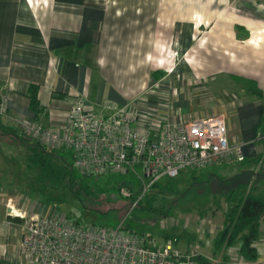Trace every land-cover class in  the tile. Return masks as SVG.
Returning <instances> with one entry per match:
<instances>
[{"label": "crops", "instance_id": "obj_1", "mask_svg": "<svg viewBox=\"0 0 264 264\" xmlns=\"http://www.w3.org/2000/svg\"><path fill=\"white\" fill-rule=\"evenodd\" d=\"M0 91L9 95L0 120L18 131L19 119L54 126L82 97L97 115L121 108L157 109L173 122L223 115L231 143L257 158L264 0H0ZM9 175L0 171V261L7 262L22 221L8 214V200L18 197ZM260 232L258 259L246 264H264V219ZM209 250L217 261L224 249Z\"/></svg>", "mask_w": 264, "mask_h": 264}, {"label": "built area", "instance_id": "obj_2", "mask_svg": "<svg viewBox=\"0 0 264 264\" xmlns=\"http://www.w3.org/2000/svg\"><path fill=\"white\" fill-rule=\"evenodd\" d=\"M8 102V93L0 91V115L7 114ZM19 125L21 133L49 150H72L74 166L86 175L136 172L142 185L134 204L164 176L245 159L244 144L231 143L225 117L217 114L174 122L157 109L140 114L121 108L97 115L77 97L65 118L52 127L24 119ZM121 194L132 196L133 191L125 185ZM7 207L10 216L22 220L25 264H203L197 249L181 248L176 238L157 242L124 222L95 229L58 214H39L25 194L9 199ZM229 254L235 264L247 263L236 249Z\"/></svg>", "mask_w": 264, "mask_h": 264}, {"label": "rangeland", "instance_id": "obj_3", "mask_svg": "<svg viewBox=\"0 0 264 264\" xmlns=\"http://www.w3.org/2000/svg\"><path fill=\"white\" fill-rule=\"evenodd\" d=\"M12 137L4 138L11 148L0 144V171L10 174L9 178L17 185L18 197L25 194L34 205V212L54 218L58 214L95 229L117 227L124 222L126 227L160 243L167 241V235L175 237L181 248L193 247L203 257L216 247L215 239L233 204L232 195L239 196L252 187V183L240 185L245 177L228 173L248 168L256 171L254 193L264 196V144L259 157L253 160H234L203 169L186 168L176 177L164 176L140 203L134 204L140 192L132 198L121 194V188L128 185L132 191L140 189L142 179L136 172L89 176L74 166L73 184L57 187L42 180L37 167L27 159L25 145ZM57 151L73 162L72 150ZM137 171L143 174L140 167ZM223 174L229 177L224 179ZM250 178L248 175L247 179ZM17 229L18 234L10 238V261H5L9 264L26 261L20 248L21 226Z\"/></svg>", "mask_w": 264, "mask_h": 264}, {"label": "trees", "instance_id": "obj_4", "mask_svg": "<svg viewBox=\"0 0 264 264\" xmlns=\"http://www.w3.org/2000/svg\"><path fill=\"white\" fill-rule=\"evenodd\" d=\"M256 90L259 92L258 89ZM12 136H15L14 138L18 139L23 145H25L27 159L32 165L37 167L42 180L57 187L65 185L70 186L73 184L74 163L61 155V151H51L42 144L29 138H25L23 133L17 129L4 125L0 120V143L5 142V137L11 138ZM262 140L264 141V137H262ZM245 160L246 159L243 161ZM257 174L258 173L252 169H244L241 173L237 174L238 177L246 178L242 183L239 182L240 185H244V183H252V187L248 189V191L242 192L239 196L232 195L233 204L225 214L222 229L219 231L215 239L216 247L219 248V252L221 253V250H224L217 261L200 255L199 260L203 264H235L230 260V249H236L240 256L247 262L256 261L258 259L259 255L254 243L261 235L260 223L261 220L264 219V196H259L254 193L256 179H258ZM248 175H251L252 179L250 178L248 180ZM156 184L153 187H155ZM243 189L244 188L241 190ZM140 190L141 187L139 190L133 191L131 197L136 198ZM234 199L236 201H234ZM135 200L136 199H134V201ZM141 200L138 203H140ZM14 219L17 221L21 220L19 217H15ZM174 238L175 237L171 236L168 237V235L166 237L167 240ZM176 241L178 244L177 239Z\"/></svg>", "mask_w": 264, "mask_h": 264}, {"label": "water", "instance_id": "obj_5", "mask_svg": "<svg viewBox=\"0 0 264 264\" xmlns=\"http://www.w3.org/2000/svg\"><path fill=\"white\" fill-rule=\"evenodd\" d=\"M0 264H9V263H7L5 261H0Z\"/></svg>", "mask_w": 264, "mask_h": 264}]
</instances>
